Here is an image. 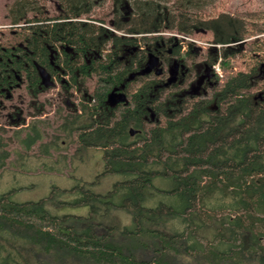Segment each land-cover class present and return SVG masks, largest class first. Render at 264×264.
Wrapping results in <instances>:
<instances>
[{
	"label": "trees",
	"instance_id": "obj_1",
	"mask_svg": "<svg viewBox=\"0 0 264 264\" xmlns=\"http://www.w3.org/2000/svg\"><path fill=\"white\" fill-rule=\"evenodd\" d=\"M46 1L6 5L15 28L0 32V110L12 104L9 123L31 130L28 147L52 107L57 130L78 150L99 147L102 165L90 181L52 186L37 200L0 193V264H264V10L218 12L219 0H48L57 10L49 13ZM158 50L169 57L161 72L139 73ZM236 55L243 68L232 69ZM170 59L192 75L171 84ZM216 62L222 78L205 75L210 84L188 95L196 65L209 72ZM37 66L61 75L54 100L37 99L55 88L41 86ZM177 95L191 98L173 108ZM130 126L139 129L133 141ZM44 146V154L59 147Z\"/></svg>",
	"mask_w": 264,
	"mask_h": 264
},
{
	"label": "rangeland",
	"instance_id": "obj_2",
	"mask_svg": "<svg viewBox=\"0 0 264 264\" xmlns=\"http://www.w3.org/2000/svg\"><path fill=\"white\" fill-rule=\"evenodd\" d=\"M8 1L0 0V32L5 33H7V29L15 28L4 17ZM219 2L216 10L232 15L264 10V0H219ZM44 4L49 13L57 11L51 1L47 0ZM107 8V3L95 8L94 12L97 13L95 15L100 12L106 13ZM197 43L213 45L211 41L205 42V40L197 41ZM236 57L237 55L230 59L232 69L243 68ZM214 66L216 67H214V72L218 78H222L223 70L220 64L216 62ZM54 92L55 88H52L45 94L38 95L37 99L42 101L52 98L54 100ZM26 99L28 100V98ZM19 100L20 98L13 101L19 102ZM23 101L25 100L22 99V103ZM27 109L30 111L33 108L27 106ZM39 118H45L49 124L41 128L42 135L39 139L25 147L22 137H25L26 133H30L31 130L29 128L21 130L25 125L10 124L6 111L0 110V193L10 191L12 198L16 201L37 200L47 195L52 186L70 187L82 179L90 181L94 174L99 172L102 165L99 147L78 150L75 148V144L71 143V137L67 132L57 130L60 120L53 116L52 107L45 114H41ZM29 120L30 118L27 117L26 123ZM47 143H55L59 147L50 149L49 154H44V145ZM111 181L107 176L100 177L97 188L104 190L108 185L110 186ZM65 209L79 211L76 207H66ZM116 213L120 222L127 220V215L123 210H118Z\"/></svg>",
	"mask_w": 264,
	"mask_h": 264
},
{
	"label": "flooded vegetation",
	"instance_id": "obj_3",
	"mask_svg": "<svg viewBox=\"0 0 264 264\" xmlns=\"http://www.w3.org/2000/svg\"><path fill=\"white\" fill-rule=\"evenodd\" d=\"M178 44H179V52H180V54H183L184 52H185V50H186V44L183 42V41H179L178 42ZM162 47H164V46H162ZM163 51H165V52H170L171 53V50L170 49H168V48H163ZM163 51H161V50H158V54H160V56L158 57L157 55L155 56H153V57H155L156 59H157V64H158V67H160V68H162V64H163V62L166 60L167 61V59H169V57L168 58H166V57H164L163 58V56L165 55V52L164 53H162ZM171 57V56H170ZM159 58H163V59H159ZM172 59H170V61L167 63V70H168V73L169 74H173V77L172 78H174V79H172L171 80V84H173V85H175V83L176 84H179L180 83V78H181V76H184V73H186L187 75H192V73L191 72H188V68L186 67L185 68V71L184 72H179V70H178V67H177V63H175V61H171ZM38 67V66H37ZM171 67V68H170ZM42 68V67H41ZM57 71L59 70V68H55ZM54 69V70H55ZM152 70L154 69V72H155V66H152V68H151ZM42 71L43 72H45L46 74H47V76H48V78L51 80V84L50 85H48L47 87L49 88V87H55V89H57L58 88V85L60 84V82H61V80L59 79V77L61 76L58 72H56V74H58V75H55L54 73L52 74V71L51 70H47V69H45V68H42ZM204 71H205V73H204ZM37 74H38V77H39V82H40V84H41V86L42 87H46V85L43 83V81H42V77H41V75H40V72H39V70H38V68H37ZM208 74H211L210 75V77L212 78V77H214V75H215V72H214V70H213V66L210 68V70H209V72H208V70L207 69H205L204 70V68L202 67V65L201 64H198V65H196V68H195V73H194V76H195V85H193V86H195V87H192V89H191V86H189L190 84L188 83V87H189V89H188V91L186 90V93L188 92V93H190L191 94V92H193L196 96H198L199 95V93L200 92H203V90L205 89V86L207 85V84H210V82L211 81H209V78H206V77H204L205 75L207 76ZM158 75V74H157ZM199 79H198V78ZM187 93V94H188ZM182 95H185V91H182V93H181ZM190 94H188V95H190ZM200 97V96H199ZM191 98V96H179V95H177V96H174L173 97V101L174 102H172L173 104H171V106L173 107V108H175V107H177L178 105H180L181 103L179 102V101H181V100H185V101H187V100H189ZM200 98H202V97H200ZM203 99H205V97L203 98ZM123 101V100H122ZM68 104H70V101H68ZM123 104H127V102L126 101H124L123 102ZM5 106H3V109H4V111H6V114H7V116L10 118L11 117V114H13V111H14V109L15 108H13L12 107V104H10L9 102H7L6 104H4ZM74 106V104H73V102H71V104H70V107L72 108ZM6 109V110H5ZM41 116V115H40ZM29 117H31L30 115H29ZM138 132H139V129L137 128V127H135V126H130L129 127V131H128V134H129V139L131 140V141H133L134 139H135V137H136V135L138 134Z\"/></svg>",
	"mask_w": 264,
	"mask_h": 264
},
{
	"label": "water",
	"instance_id": "obj_4",
	"mask_svg": "<svg viewBox=\"0 0 264 264\" xmlns=\"http://www.w3.org/2000/svg\"><path fill=\"white\" fill-rule=\"evenodd\" d=\"M152 66H155V73L156 74H159L161 72V68L158 67V64H157V59L155 57H153L152 55H149L145 67L139 73H146V72L150 71V69L152 68ZM38 70H39L40 75L42 77L43 83L46 86L50 85L52 82L48 78L47 74L42 71V68L41 67H38ZM262 73H263V76H264V69H263ZM167 81H169V78L167 79ZM123 99H125L124 96H120L119 95L117 97V100H123ZM109 100H111V101L115 100L114 95L110 94Z\"/></svg>",
	"mask_w": 264,
	"mask_h": 264
},
{
	"label": "built area",
	"instance_id": "obj_5",
	"mask_svg": "<svg viewBox=\"0 0 264 264\" xmlns=\"http://www.w3.org/2000/svg\"><path fill=\"white\" fill-rule=\"evenodd\" d=\"M215 67V66H214ZM216 68V67H215ZM219 73V71H217ZM220 74V73H219Z\"/></svg>",
	"mask_w": 264,
	"mask_h": 264
}]
</instances>
